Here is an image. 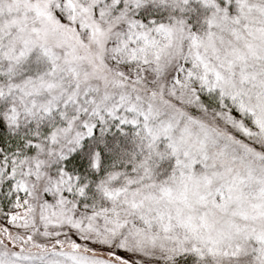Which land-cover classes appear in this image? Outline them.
Masks as SVG:
<instances>
[{"label":"snow or ice","instance_id":"snow-or-ice-1","mask_svg":"<svg viewBox=\"0 0 264 264\" xmlns=\"http://www.w3.org/2000/svg\"><path fill=\"white\" fill-rule=\"evenodd\" d=\"M0 264H264V0H0Z\"/></svg>","mask_w":264,"mask_h":264}]
</instances>
